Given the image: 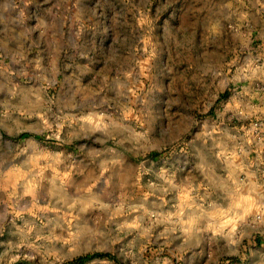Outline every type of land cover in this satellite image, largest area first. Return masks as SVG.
<instances>
[{
	"label": "rangeland",
	"instance_id": "obj_1",
	"mask_svg": "<svg viewBox=\"0 0 264 264\" xmlns=\"http://www.w3.org/2000/svg\"><path fill=\"white\" fill-rule=\"evenodd\" d=\"M245 10L0 0V264H264V208L215 194L220 124H264L219 112L262 74Z\"/></svg>",
	"mask_w": 264,
	"mask_h": 264
},
{
	"label": "crops",
	"instance_id": "obj_2",
	"mask_svg": "<svg viewBox=\"0 0 264 264\" xmlns=\"http://www.w3.org/2000/svg\"><path fill=\"white\" fill-rule=\"evenodd\" d=\"M238 1L244 3L246 8L243 14L249 22L247 34L254 36L259 49L264 51V0ZM244 60H249L252 63V53L249 52L248 57H244ZM245 64L246 62L243 63V66ZM257 68L262 69L260 71L262 74L255 78L242 76L239 80L242 83L240 91L227 101L223 99L219 112L224 121L228 115L243 110L252 114L260 113V118L264 120V90L257 88L259 84L264 85V63ZM260 130V134L257 135L255 133L256 129L251 124L238 125L223 122L219 126V134L225 145L218 148L217 162H219L220 167L216 170V177L222 181V184L217 185L215 194L220 200V208L232 212L233 220L231 223L233 226L240 225L238 218L240 217L239 212L242 210L264 208V201L261 198H264V128ZM230 137L231 146L228 145ZM239 140L242 141L241 146L238 145ZM171 159L172 161L169 160L167 169L169 173L175 175L179 167H176V161L173 158ZM81 165H76L77 174H79L80 169L84 171V166H90L88 162H85L84 165L81 163ZM184 165L185 171L192 169V165H188L187 162ZM163 168L161 167V170ZM206 184L209 186V190H214L211 184ZM256 196H259V201ZM250 198L253 199L252 202H243V199ZM84 201L83 192L76 190V204ZM257 202L262 207H256ZM226 221L221 222V225L224 226L226 223H230L231 220ZM238 239L240 238L238 237ZM220 240L223 241L222 238Z\"/></svg>",
	"mask_w": 264,
	"mask_h": 264
},
{
	"label": "clouds",
	"instance_id": "obj_3",
	"mask_svg": "<svg viewBox=\"0 0 264 264\" xmlns=\"http://www.w3.org/2000/svg\"><path fill=\"white\" fill-rule=\"evenodd\" d=\"M165 128V125L163 123H160V125L153 131V135H159Z\"/></svg>",
	"mask_w": 264,
	"mask_h": 264
},
{
	"label": "built area",
	"instance_id": "obj_4",
	"mask_svg": "<svg viewBox=\"0 0 264 264\" xmlns=\"http://www.w3.org/2000/svg\"><path fill=\"white\" fill-rule=\"evenodd\" d=\"M253 127L256 128L257 133H259V130L264 128V124L262 122H256L253 124Z\"/></svg>",
	"mask_w": 264,
	"mask_h": 264
}]
</instances>
